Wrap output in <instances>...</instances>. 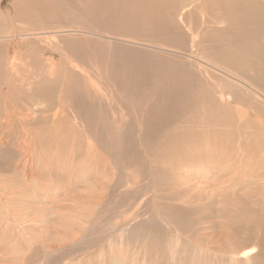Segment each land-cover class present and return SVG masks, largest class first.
<instances>
[{
  "label": "rangeland",
  "instance_id": "rangeland-1",
  "mask_svg": "<svg viewBox=\"0 0 264 264\" xmlns=\"http://www.w3.org/2000/svg\"><path fill=\"white\" fill-rule=\"evenodd\" d=\"M184 2L187 3L186 0L181 3L185 5ZM169 5L175 15L189 11L188 7L181 9L178 2H169ZM164 12L161 0H0V35H13V32L16 35L29 29L52 31L67 24L89 29L94 22L95 27L108 35L152 44L160 42L169 49L185 51L184 47L190 46V41L180 34L181 26L146 21L149 14L160 16ZM198 16L200 14L195 12L187 20L199 25ZM206 31L205 38L210 40L212 37L215 42L225 36L221 32ZM35 38L24 43H21L22 39L17 42L13 38L0 39V225L3 228L0 227V264L264 263V243L258 247V240L264 242V168L259 161L260 153L258 157L253 154L258 149L254 132L262 131L253 120L240 124L238 111L231 106L239 105L240 110L253 112L257 109L264 112V107L240 89H233L231 82H227L220 72L206 68L204 61L216 63L221 60L219 53L203 48L206 47L204 44L196 47L195 55L198 58L200 55L202 61H193L194 69L185 55L172 52L168 58L167 52L158 55L146 48L147 45H116V52L108 59L107 50L97 40L80 36L70 41L77 47L80 65L86 69L91 67L92 72L80 75L69 65L64 53L56 49L48 53L43 49L50 44L53 35ZM10 53L12 55H8ZM13 53L21 62V70L10 76L6 61ZM52 60L58 70L56 77H50L46 71ZM97 68L100 71H96ZM105 68L109 73L104 72ZM244 73L246 76V71ZM222 77L226 80H221ZM90 79L98 89L101 87L98 90H101V100L97 99V103L103 104L95 107L93 122L88 124L86 121L89 118L84 108H88L87 111L92 107L87 105L82 106L86 116L85 121L79 119L82 125L76 126L69 108L67 117L64 116L66 119L58 124L61 130L54 127L46 116L59 107V97L67 96L70 107L75 110L77 103L73 98L85 90L84 83ZM112 93L115 99L109 106L105 98ZM221 97L226 99L225 102L228 99L234 102L226 104ZM32 102H48L55 106L50 112L34 113V117L38 114L35 119L27 122L30 133L25 143L32 151L36 149L33 158L22 154L20 141H23L25 131L21 130L19 117L22 113L17 109V106ZM219 111L229 112L228 117L222 118ZM124 117L127 124L123 139L120 143L116 139L114 142L116 125ZM196 120H200L199 124ZM207 120L210 126H206ZM184 128H189L188 133ZM86 133L88 136V133L94 134L89 140ZM189 137L194 141L188 140ZM207 139L209 143H206ZM91 140L95 147L88 144ZM207 144L215 146V150L207 151ZM186 146L193 148L187 150ZM86 148L88 152L96 151L88 153ZM177 152L183 155L182 160L177 159ZM205 152L219 154L211 168L205 165L209 163L208 159L198 157ZM49 156L54 160L52 165H48ZM21 157L28 158V167L19 161ZM64 158L68 162L71 160V165ZM78 164L82 165L81 169ZM88 165L91 170L95 169L90 171ZM83 168L87 174L82 172ZM25 169L32 179L25 177ZM75 169L80 171L75 172ZM35 173L41 178L36 179ZM23 212L28 213L26 217ZM35 213L44 216L36 218ZM255 245V252H252ZM231 248H250V255L245 258L233 253ZM258 256H262V260Z\"/></svg>",
  "mask_w": 264,
  "mask_h": 264
},
{
  "label": "bare ground",
  "instance_id": "bare-ground-1",
  "mask_svg": "<svg viewBox=\"0 0 264 264\" xmlns=\"http://www.w3.org/2000/svg\"><path fill=\"white\" fill-rule=\"evenodd\" d=\"M125 1V0H124ZM183 0H161V3H162V6L164 7L165 11L164 13H161L160 16L159 14L158 15H151L149 14L148 17L146 18V21H149V22H153V23H157V22H160V23H167L168 25H172V26H181L182 30L179 31L180 34H182L185 38V40H189L190 41V46H185L184 49L185 51H181V50H175V49H169L167 46H165V44H162L160 42H158V44H152L151 42H142V41H137L136 39L135 40H131L130 38H126V37H122V38H119L116 34L114 35H109L106 33V31L98 28L97 26L95 27L93 24H95L94 22H92V27L91 28H80V26L78 25H73V24H67V25H64L63 27L61 26V28L57 29V30H52V31H45V30H24V32H18L16 35H14V32H13V35L12 34H8V35H0V39H9V38H13L15 39L14 41L16 40H21V43H24L27 39H30V38H35V37H38V36H46L48 34H51L54 36V38H52L50 40V44H46L43 47H41V49L43 48L45 51H47L48 53L52 52V51H49L51 49H56L58 50L59 52L61 51L62 53L65 54L66 56V59L69 60V65L72 66L74 68V71L77 72L78 74H83V75H89L91 72V70L89 68L86 69V67L80 65V61L78 60L76 54H77V47L75 45V47L72 45L73 43L70 41L71 39L74 41L75 38L77 37H82L84 39H86V37L88 38H91V39H95L97 40L106 50H107V57L108 59H111V57H113V54L116 52L115 50V47L116 45H119V44H125V45H139L138 47L140 46H144L146 47V45L148 47V49L156 52L158 55H162L160 52H167L168 53V58H169V55L170 54H173L172 52H174V55H185L187 57V60L189 61V63L191 65L189 66H192V63L193 61H198V59L200 58V55H199V58L195 55V49L196 47L199 48V46L201 44H204L206 45V47H203V48H206V49H210V50H213L214 52H217L219 53L218 55H220V59L221 60H216V63H210V62H206V60L204 61L207 65L206 68H208V70L210 71H218L220 72L221 76L223 75L224 78L226 77L227 78V82L230 81L231 82V87L234 89L238 88L240 89L243 93L247 94L249 97L253 98L255 100V102L258 104V105H262L264 107V0H186V3L185 5H183L181 2ZM169 2L171 4H177L180 3L181 4V9L185 8V7H188L189 8V11L186 13V10L182 11L181 12V9H180V12L181 13H178V15H175L174 13V9H169L171 7V5H169ZM105 4V3H104ZM155 4V3H154ZM153 4V5H154ZM103 5V4H102ZM101 5V6H102ZM107 5V4H106ZM114 5V4H113ZM149 5V4H148ZM147 5V6H148ZM68 6V5H67ZM152 6V5H151ZM104 8H107V7H104ZM103 8V9H104ZM175 8V7H173ZM209 8V10H207ZM129 9V8H128ZM147 9H150V8H147ZM195 12H198L200 14V16H198L200 18V20H198L197 24L199 25H195L193 21H188L187 20V17L189 15H192L193 13ZM89 13V12H88ZM104 13V12H103ZM158 13H159V10H158ZM82 14V13H81ZM152 14H155V13H152ZM104 15V14H103ZM82 16V15H81ZM108 16V15H107ZM110 17V16H108ZM105 18V17H103ZM25 19V18H24ZM111 19V18H110ZM197 19V18H196ZM65 20V19H64ZM32 21V20H31ZM45 21V20H44ZM89 21V20H88ZM104 21V20H103ZM197 21V20H196ZM148 23V22H147ZM145 24V23H144ZM165 24V26L167 25ZM153 26H155L153 24ZM171 26V27H172ZM79 27V28H78ZM83 27V26H82ZM160 27V26H159ZM168 28V27H167ZM37 29V28H36ZM177 30V29H176ZM206 30H209L211 31L213 34L214 33H223L225 34L224 37L221 38L220 41L218 42H215L214 40H209L207 37V39L205 38V31ZM20 31V30H19ZM175 32V31H174ZM207 32V31H206ZM173 33V32H172ZM1 34V33H0ZM179 34V35H180ZM223 34H220L223 36ZM216 35V34H215ZM207 36V35H206ZM48 37V36H47ZM179 37V36H178ZM41 38V37H40ZM44 38V37H43ZM210 38V37H209ZM36 39V38H35ZM82 39V40H83ZM147 39V38H146ZM151 39V38H149ZM39 40V39H38ZM47 40V39H46ZM187 40V41H188ZM219 40V39H218ZM11 41V40H9ZM8 41V42H9ZM41 41V40H40ZM70 41V42H69ZM84 41V40H83ZM93 41V40H92ZM17 42V41H16ZM46 42V41H44ZM76 42V41H75ZM78 42V41H77ZM86 42V41H85ZM20 43V44H21ZM72 43V44H71ZM17 44V43H16ZM15 44V45H16ZM96 44V43H95ZM187 44V43H186ZM189 44V43H188ZM11 45V43H10ZM13 45V44H12ZM69 45L71 47H69ZM88 45V44H87ZM97 45V44H96ZM99 45V44H98ZM97 45V46H98ZM176 45V44H175ZM14 46V45H13ZM202 46V45H201ZM74 47V48H73ZM91 47V46H90ZM100 47V46H99ZM174 47V46H173ZM187 47V48H186ZM143 48V47H142ZM23 49V48H22ZM99 49V48H98ZM181 49V48H180ZM202 50V49H201ZM209 50V51H210ZM10 51V50H9ZM16 53L17 51L14 50ZM23 51V50H22ZM21 51V52H22ZM76 51V52H75ZM92 51V50H91ZM151 51V52H152ZM81 51H79L80 53ZM90 52V51H89ZM118 52V51H117ZM126 52V51H125ZM202 52H205V51H202ZM201 52V53H202ZM61 53V54H62ZM96 53V52H94ZM154 53V54H156ZM216 53V54H217ZM20 54V53H19ZM28 54V53H27ZM26 54V55H27ZM82 54V52H81ZM84 54V53H83ZM82 54V55H83ZM205 54V53H204ZM203 54V55H204ZM211 54V53H210ZM215 55V53H213ZM8 55H12L11 53L8 54ZM78 55V54H77ZM18 56V55H17ZM94 56V55H93ZM207 56V54H206ZM24 57V56H23ZM30 57V56H29ZM92 57V56H91ZM172 56H170L171 58ZM177 57V56H176ZM175 57V58H176ZM84 58V57H83ZM97 58H99L97 56ZM103 58V57H102ZM211 58H212V54H211ZM214 58V57H213ZM106 59V58H105ZM153 59V58H152ZM178 59V58H177ZM182 59V57H181ZM181 59H179V61H181ZM203 59V58H202ZM218 59V58H216ZM87 60V58H86ZM94 60V59H93ZM107 60V59H106ZM161 60V59H160ZM170 60V59H169ZM168 60V61H169ZM172 60V59H171ZM201 60V59H199ZM88 61V60H87ZM98 61V60H97ZM111 61V60H110ZM152 61H155L154 59ZM202 61V60H201ZM7 68L8 70L10 71V76H14V74L18 73V71H20L21 69L19 68L20 65H21V62L19 60V58L16 57V55L13 53V57L11 58H8L7 59ZM91 62V61H90ZM173 62V61H172ZM200 62V61H198ZM198 62L196 64H198ZM255 62L257 64H255ZM162 63V62H161ZM25 64V63H24ZM238 64H241L242 67H240ZM195 65V64H194ZM224 65V66H223ZM103 66V65H102ZM204 66V65H203ZM200 67V66H199ZM202 67V66H201ZM244 67V69H243ZM104 68V67H103ZM203 68V67H202ZM100 68H97L95 69L96 71H100L99 70ZM191 69H194L193 66L191 67ZM104 72L107 73L108 69L105 68L103 69ZM101 70V71H103ZM203 70V69H202ZM246 71V76L244 75V71ZM47 71V74L50 76V77H56L58 75V70L57 68L55 67V63L54 61L52 60V64L50 65V67H47L46 69ZM146 71V70H145ZM194 71V70H193ZM137 72V71H136ZM135 72V73H136ZM143 72V71H141ZM102 73V72H101ZM109 73V71H108ZM111 73V72H110ZM134 73V75H135ZM138 73V72H137ZM212 74V73H211ZM82 75V76H83ZM111 75V74H110ZM137 75V74H136ZM207 75V74H206ZM219 75V73H218ZM16 76V75H15ZM102 76V75H101ZM217 76V75H216ZM220 76V77H221ZM203 77V75H201V78ZM219 77V78H220ZM85 78V77H83ZM87 78V77H86ZM106 78V77H104ZM192 78V77H191ZM194 78V77H193ZM216 77H214L215 79ZM100 81V78H98ZM196 79V78H194ZM193 79V80H194ZM101 80L103 81V79L101 78ZM144 80V79H143ZM170 80V79H169ZM198 80V79H197ZM206 80V79H205ZM223 80V77L222 79ZM219 80V81H221ZM223 80V81H225ZM85 81V80H84ZM172 81V80H171ZM195 81V80H194ZM107 82V81H106ZM204 82V81H203ZM209 82V81H208ZM213 82V81H212ZM98 83V82H97ZM102 83V82H101ZM173 83V82H172ZM176 83V82H175ZM189 83V82H188ZM207 83V82H206ZM204 83V84H206ZM174 84V83H173ZM195 84V83H194ZM203 84V85H204ZM218 84V83H217ZM216 84V85H217ZM185 85V84H184ZM104 86V85H102ZM111 86V91H113L112 89V84H110ZM214 86V84H213ZM8 87V85H7ZM189 87V86H188ZM218 87V86H217ZM84 88L85 90H82V91H79L76 95V98H73V102H76L77 106L75 108V110L73 108H71V103L69 99H67V96L65 95H62L61 97H59V100L60 102L58 103L59 104V107L62 109L60 110L59 107L56 109V111H52L54 108L52 107H55V106H51L48 102L47 103H43V102H40V103H36V102H32V103H29L28 105L24 106L23 104L20 106H17V109H20V112L19 113H22V116H20V123H21V130L22 131H25V137L23 139V141H20V144L22 143L21 145V149H22V154H26L28 157H30L32 155V158L35 157V154H36V149H30L29 148V145L27 143H25V138L28 136V134L30 133V131L28 130V121H33L35 119V117L38 115V114H35L36 116L34 117V113H37V112H50L52 111L53 113L52 114H47L46 116V119H51V124L54 126V127H57L61 130V127L58 125L59 122H63V120H65L66 118L64 116L67 117L68 115V111L69 108H70V112H71V116L73 117V120L74 122H76V126H80L78 125L79 123H81V121H79V119H83L85 121V117H84V114L83 112L85 111V115L88 116L89 118V121L86 119L87 123L90 124L89 122L93 120L94 118V109L95 107H100V106H103V104H99L97 103L98 100L97 99H100L101 98V94H100V91H98L99 89L96 87L95 85V82L93 80H89L87 82L84 83ZM219 88V87H218ZM226 88V87H225ZM97 89V90H96ZM167 89V88H166ZM176 89V90H175ZM174 90L177 91V87L175 88ZM232 89V90H233ZM105 90V89H104ZM172 90V91H174ZM213 90V89H212ZM221 90V89H220ZM219 90V91H220ZM210 92V91H209ZM231 92V91H230ZM101 93H104V92H101ZM108 93V92H107ZM166 94H168L167 92H165ZM213 93V91H212ZM232 93V92H231ZM135 94V93H134ZM176 94V93H175ZM178 94V93H177ZM215 94V93H214ZM223 94V92H222ZM221 94V95H222ZM109 95V94H108ZM115 94L112 93V95H109L108 98L106 99L105 98V101H107L106 103L109 105V106H112V103H113V100L115 99ZM179 95V94H178ZM234 95V94H232ZM103 96V94H102ZM236 96V95H235ZM234 96V97H235ZM75 97V96H74ZM138 97V96H137ZM175 97V96H174ZM211 98V96H209ZM142 98V97H141ZM217 98V97H216ZM133 99V98H132ZM222 101H226V99L224 100L223 97H221ZM235 99V98H234ZM101 100V99H100ZM121 100V99H120ZM215 100V99H214ZM219 100V99H218ZM104 101V102H105ZM122 101V100H121ZM179 101V100H178ZM190 101V99H189ZM210 101V99H209ZM221 102H218V103H222ZM234 102V100H230L228 99V102H225L226 104H230L232 105V103ZM240 103V101H239ZM251 103V102H250ZM172 104V103H171ZM170 104V105H171ZM56 105V104H55ZM87 105H91L92 107L89 108V110L86 111V109L88 108H84V111H83V107H87ZM116 105V103H115ZM115 105H114V108H115ZM107 106V105H106ZM117 106V105H116ZM174 106V104H173ZM223 106V105H222ZM255 106V105H254ZM171 107V106H170ZM219 107V106H218ZM227 107V105H226ZM231 107H234L237 114H238V119L240 121V124L241 123H247L248 119L249 120H253L254 122L257 123V126L256 127H261V132H254L255 136H256V144L258 145V149H255V152L253 153L254 155L256 154V157H258L259 153H260V159L259 161H261V163L263 164V166L261 168H264V120L261 118V113L263 112H259L258 109L255 110V112H253L252 110H240V106L239 105H236V106H231ZM230 107V108H231ZM246 107V106H245ZM113 108V110H114ZM117 108V107H116ZM172 108V107H171ZM244 108V107H243ZM255 108H259V106H255ZM106 109V108H104ZM119 109V108H118ZM117 109V110H118ZM174 109V108H173ZM263 109V108H262ZM99 110V108H98ZM97 110V111H98ZM111 110V109H110ZM231 110V109H230ZM234 110V109H233ZM116 111V109H115ZM177 111V110H176ZM73 112H75L73 114ZM117 112V111H116ZM119 112V111H118ZM221 112V111H219ZM232 112V111H231ZM235 112V113H236ZM246 112V113H245ZM40 113V114H41ZM217 113V112H216ZM228 113L229 112H225V111H222L221 112V117H228ZM264 113V112H263ZM262 113V114H263ZM231 114V113H230ZM98 115V114H96ZM264 115V114H263ZM71 116H69V119L71 118ZM230 116V115H229ZM102 118V117H101ZM232 118V117H231ZM11 119V118H10ZM108 119V117H107ZM110 119V117H109ZM116 119V118H115ZM193 120V119H192ZM191 120V121H192ZM210 120V119H209ZM101 121V120H100ZM197 121V120H196ZM208 121V120H207ZM218 121V119H217ZM62 122L60 123V125L62 124ZM93 122V121H92ZM97 122V121H96ZM102 122V121H101ZM198 122V121H197ZM200 122V120H199ZM198 122V124H199ZM201 122H202V119H201ZM212 122V121H211ZM194 123H196L194 121ZM204 123V122H203ZM209 121L208 123H206L207 125L206 126H210L209 125ZM126 124H127V119L124 117V120H121V122L116 125L117 126V132L112 140L115 142V139L117 142L121 141V138L123 137L124 135V129L126 128ZM205 124V123H204ZM72 125H73V122H72ZM82 125V123H81ZM203 126V124H201ZM243 125V124H242ZM84 126V125H83ZM82 126V127H83ZM87 126V125H86ZM198 126V125H197ZM196 126V128H197ZM204 125V127H206ZM248 126V125H247ZM63 127V126H62ZM74 127V126H73ZM80 127V129L82 128ZM194 127V126H193ZM218 127V126H217ZM53 128V127H52ZM56 128V129H57ZM94 127H91V129H93ZM220 128V126H219ZM76 129V127H75ZM78 129V128H77ZM79 129V131H80ZM86 129V128H85ZM185 129V128H184ZM189 129V128H188ZM188 129L185 131L188 133ZM195 129V128H194ZM200 128H197L198 131ZM204 129V128H202ZM208 129V127H207ZM207 129L205 128L206 132H207ZM245 129V128H244ZM253 129V128H252ZM251 129V130H252ZM260 129V128H258ZM28 130V131H26ZM100 130V129H99ZM98 130V131H99ZM127 130V129H126ZM125 130V131H126ZM210 130V129H209ZM215 130V129H214ZM57 131V130H56ZM77 131V130H76ZM190 131V130H189ZM196 131V130H195ZM258 131V130H257ZM32 132V131H31ZM72 132V131H71ZM84 132H86L84 130ZM94 132V131H93ZM112 132V131H111ZM197 132V131H196ZM195 132V133H196ZM201 132V131H200ZM203 132V131H202ZM205 132V131H204ZM203 132V133H204ZM218 132V131H216ZM222 132V131H221ZM191 133V132H190ZM199 133V132H198ZM202 133V134H203ZM246 133V132H245ZM21 134V133H20ZM90 136H88V139L89 137H92L94 133H88ZM110 134V133H109ZM194 135V132L192 133ZM217 134V133H216ZM101 135V134H100ZM205 135V134H204ZM68 136V135H66ZM65 136V137H66ZM85 136V135H84ZM98 136V134H97ZM96 136V137H97ZM77 137V136H76ZM86 137V136H85ZM179 137V136H178ZM192 138L194 136H191ZM188 140H190V138ZM196 137V136H195ZM206 137V136H205ZM210 137V136H209ZM231 137V136H230ZM68 138V137H67ZM82 138V137H81ZM95 138V137H93ZM118 138L120 140H118ZM191 138V139H192ZM99 139V138H98ZM123 139V138H122ZM125 139V138H124ZM195 139V138H194ZM198 139V138H197ZM196 139V140H197ZM210 139V138H209ZM2 140V139H1ZM69 140V139H68ZM90 140V139H89ZM97 140V139H96ZM188 140H186V142H188ZM193 140V139H192ZM79 141V140H78ZM94 141V140H93ZM98 141V140H97ZM110 141V139H109ZM133 141V140H132ZM158 141V140H157ZM183 141V140H181ZM194 141V140H193ZM210 141V140H209ZM100 142V141H99ZM105 142V141H104ZM199 142V141H197ZM211 142V141H210ZM238 142V141H237ZM70 143V142H69ZM98 143V142H96ZM95 143V144H96ZM112 143V142H111ZM120 143V142H119ZM124 143V142H123ZM132 143V142H131ZM191 143V142H190ZM189 145H192L190 144ZM205 143V142H204ZM203 143V144H204ZM206 143H209L208 142V139H207V142ZM205 143V145H206ZM215 143V141H214ZM247 143V142H246ZM249 143V142H248ZM79 144V143H78ZM88 144L89 145H92L93 142L92 140L89 142L88 141ZM117 144V143H115ZM157 144V143H156ZM181 144V143H180ZM234 144V143H232ZM241 144V143H240ZM254 144V143H252ZM60 145V144H59ZM86 145V144H84ZM94 145V144H93ZM98 145V144H97ZM208 146V149L207 151H212V150H215V146L213 147H210L209 144H207ZM211 145V144H210ZM216 145V144H215ZM88 146V145H87ZM102 145H100L99 147H101ZM107 146V145H106ZM106 146L104 147V149L106 148ZM180 146V145H179ZM76 147V146H75ZM90 146H88L89 148ZM92 147V146H91ZM95 147V145H94ZM98 147V146H97ZM120 147V146H119ZM178 147V146H177ZM227 147V146H226ZM78 148H81V147H78ZM103 148V147H102ZM181 148V147H180ZM185 148V147H184ZM187 150L189 148H193V147H187ZM235 148V146H234ZM61 149V148H60ZM74 149V148H73ZM99 149V148H98ZM97 149V150H98ZM41 150V149H40ZM82 150V148H81ZM87 150V148H86ZM91 150V149H89ZM103 150V149H102ZM127 150V149H126ZM206 150V149H205ZM204 150V151H205ZM39 151V149H38ZM44 151V150H43ZM93 151V152H92ZM92 151H89V152H92L94 153V151H96L95 149ZM107 151V150H106ZM184 151V149H183ZM182 151V152H183ZM197 151V150H195ZM88 152V150H87ZM88 152V153H89ZM102 152V151H101ZM116 152V151H115ZM190 152V151H189ZM188 152V153H189ZM198 152V151H197ZM53 153V152H52ZM57 153V152H56ZM73 153V152H72ZM97 153V152H96ZM194 153V152H193ZM196 153V152H195ZM206 153V152H205ZM204 153V154H205ZM46 154V153H45ZM99 154V153H98ZM124 154V153H123ZM129 154H132V153H129ZM174 154V153H173ZM184 154V152H183ZM186 154V153H185ZM192 154V153H191ZM97 155V154H96ZM101 155V154H100ZM103 155V154H102ZM177 155L179 158L177 159H181V157L183 156L181 154V152H177ZM189 155V154H188ZM218 152H208L206 153L205 155L203 156H198V157H204L206 159H208L209 163L205 164L208 168H211V166L214 165L213 163V160L218 156ZM70 156V155H69ZM127 156V154H126ZM125 156V157H126ZM197 156V155H196ZM46 157V156H45ZM191 157V156H190ZM22 158V157H21ZM30 158V159H32ZM49 161H48V165H52L53 164V161H52V158L49 156L48 157ZM69 158V157H68ZM128 158V157H127ZM175 158V157H174ZM185 158V157H184ZM203 158V159H204ZM65 159V158H64ZM73 159V158H72ZM27 160L28 158H22L21 160H19L21 163H24V167H28L27 165ZM44 160V159H43ZM67 160V159H65ZM70 160V159H69ZM75 158L72 160L74 162ZM182 160V159H181ZM30 161V160H29ZM76 161V160H75ZM92 161V160H91ZM180 161V160H179ZM202 161V160H201ZM36 162V161H35ZM34 162V163H35ZM66 162V161H65ZM68 162V160H67ZM70 162V165H71V160L69 161ZM68 162V163H69ZM72 162V164H73ZM84 162V161H83ZM82 162V163H83ZM88 162V161H87ZM189 162V161H188ZM198 162V161H196ZM205 162V160H204ZM33 163V164H34ZM89 163V162H88ZM92 163V162H91ZM181 163V162H180ZM36 164V163H35ZM66 164V163H65ZM63 164V165H65ZM80 164V163H79ZM77 165V166H80V165ZM87 164V163H86ZM85 164V165H86ZM90 164V163H89ZM183 164V163H182ZM258 164V163H257ZM32 165V164H31ZM39 165V164H38ZM60 165V164H59ZM92 165V164H91ZM151 165V164H150ZM153 165V164H152ZM43 166V165H42ZM66 166V165H65ZM82 166V165H81ZM81 166H80V169H81ZM89 166V168H88ZM86 167H84L85 169L88 168L90 169V171H93L91 170L90 168V165H88ZM250 166V165H249ZM35 167V166H34ZM33 167V168H34ZM74 167V165H73ZM39 168V167H38ZM84 168L82 170V172L85 173L84 171ZM27 169V168H26ZM25 169V171H26ZM35 169V168H34ZM33 169V170H34ZM53 168H51L52 170ZM57 168H55L56 170ZM59 169V168H58ZM77 169V167H76ZM75 169V170H76ZM256 169V168H255ZM32 170V171H33ZM50 170V172H51ZM62 170V169H61ZM28 171V170H27ZM25 172V177L26 178H31V173H28V172ZM36 171V169H35ZM60 171V170H59ZM72 171V170H71ZM80 171V170H79ZM79 171H75V172H79ZM89 171V170H88ZM98 171V170H97ZM253 171V170H252ZM257 171V170H255ZM261 171V170H260ZM24 172V171H23ZM63 172V171H62ZM95 172V171H94ZM34 173V171H33ZM56 173V172H55ZM244 173V172H243ZM54 174V173H53ZM87 174V172L85 173ZM97 174V172H96ZM188 174V173H187ZM75 175V174H74ZM99 175V173H98ZM33 176V175H32ZM52 176V175H51ZM96 176V175H95ZM259 176V175H258ZM60 177V176H59ZM76 177V176H75ZM74 177V178H75ZM153 177V176H152ZM35 178L36 179H40L41 176L38 174V173H35ZM154 178V177H153ZM29 179V181H30ZM159 179V178H158ZM73 181V180H72ZM75 181V180H74ZM93 181V180H92ZM164 181V180H163ZM245 181V180H244ZM70 182V181H69ZM67 182L69 185L70 183ZM12 184V183H11ZM58 184V183H57ZM56 184V185H57ZM78 184V183H77ZM95 184V183H94ZM61 185V184H60ZM5 186V185H4ZM58 186V185H57ZM73 186V185H72ZM71 186V187H72ZM24 187V186H23ZM27 187V186H26ZM52 187V186H50ZM22 189V188H21ZM52 189V188H51ZM41 190V189H40ZM84 190V189H83ZM24 191V189H23ZM76 192V191H75ZM4 193V192H3ZM49 194V192H48ZM47 194V195H48ZM97 194V193H96ZM98 195V194H97ZM101 195V194H100ZM19 196V195H18ZM38 196V195H37ZM85 196V195H84ZM262 197V196H261ZM20 198V197H19ZM52 198V197H50ZM61 198V197H60ZM154 198V197H153ZM10 199V198H9ZM49 199V198H48ZM81 199V198H80ZM99 201H100V198H99ZM155 201V199H154ZM2 202V201H1ZM77 202V201H76ZM96 202V201H95ZM94 202V203H95ZM148 202V201H147ZM31 203V202H30ZM65 203V202H64ZM67 203V201H66ZM97 203V202H96ZM99 203V202H98ZM97 203V205H98ZM11 204V203H10ZM70 204V202H69ZM73 204V203H72ZM71 204V205H72ZM77 204V203H76ZM87 204V203H86ZM100 204V203H99ZM90 205V204H89ZM14 206V205H13ZM12 206V207H13ZM18 206V205H17ZM16 206V207H17ZM27 206V205H26ZM28 207V206H27ZM62 207V206H61ZM77 207V206H76ZM1 208V207H0ZM15 208V207H14ZM18 208V207H17ZM64 208V207H63ZM84 208V207H83ZM24 209V208H22ZM7 210V208H6ZM25 210V209H24ZM50 209H48L49 211ZM52 210V209H51ZM19 211V210H18ZM29 212V211H28ZM46 212V210H45ZM52 212V211H51ZM70 212V211H69ZM68 212V213H69ZM99 212V211H98ZM25 213V212H23ZM67 213V212H66ZM21 214V212H20ZM26 214H28L27 212L25 213V217H26ZM47 213H45L46 215ZM79 214V213H78ZM90 214V213H89ZM262 214V213H261ZM36 215V213H35ZM40 215H43L44 214H40ZM40 215H38L40 217ZM66 215V214H65ZM84 215V214H83ZM91 215V214H90ZM94 215V214H92ZM14 216V215H13ZM32 216V215H31ZM37 216V215H36ZM38 216L36 218H38ZM62 216V215H60ZM72 216V215H71ZM16 217V216H15ZM73 217V216H72ZM96 217V216H95ZM6 218V217H5ZM31 218V217H30ZM76 218V217H74ZM18 219V217H17ZM17 219H14V220H17ZM51 219V217H50ZM7 220V219H6ZM13 220V222H14ZM52 220V219H51ZM2 221V220H0ZM12 221V220H11ZM20 221V220H19ZM18 222V220H17ZM5 223V221H4ZM5 226V225H4ZM9 226V223H8V220H7V227ZM46 226V225H45ZM1 227V225H0ZM16 227V226H15ZM2 228V227H1ZM9 228H12V227H9ZM8 228V229H9ZM3 229V228H2ZM7 229V228H6ZM90 232V231H89ZM236 235V234H235ZM221 238V237H220ZM225 239V237H223ZM76 239V238H75ZM229 239V238H228ZM246 239V238H245ZM264 239V238H263ZM226 240V239H225ZM227 241V240H226ZM250 242H251V239H250ZM258 242L260 243V247L262 246V239L258 240ZM257 242V243H258ZM77 243H78V240H77ZM214 243V242H213ZM249 244V243H248ZM65 245H69V244H65ZM57 246V245H56ZM213 246V245H212ZM59 247V246H58ZM66 246H64L65 248ZM256 245L254 246L253 251L252 252H255V249H256ZM62 248V247H61ZM63 248V249H64ZM212 248V247H211ZM260 248H258V251H261L259 250ZM62 249V250H63ZM66 249V248H65ZM226 249V248H225ZM235 249V250H234ZM231 248V250H233V253L235 254H240L242 255L243 257L245 258H248V256L250 255V252H249V249L250 248H245L244 250H241L239 248ZM57 250V249H56ZM59 250V249H58ZM54 252V251H53ZM232 252V251H231ZM225 254V252H224ZM264 254V253H263ZM262 254V255H263ZM50 255V254H49ZM225 257V256H224ZM241 257V256H240ZM257 257V256H256ZM260 257V256H258ZM262 257V256H261ZM260 257V260L264 259V257H262L261 259ZM227 259V258H226ZM240 259V258H239ZM258 258H256L257 260ZM255 260V261H256ZM119 261V260H118ZM122 261V260H121ZM227 261H229L227 259ZM254 261V260H252ZM258 261V260H257ZM240 262V261H239ZM238 262V263H239ZM245 262V261H242V263ZM246 262H248L246 260ZM245 262V263H246ZM262 264L263 261H261ZM257 263V262H255ZM231 264H232V261H231ZM234 264V263H233ZM241 264V263H240ZM250 264V263H249Z\"/></svg>",
  "mask_w": 264,
  "mask_h": 264
}]
</instances>
